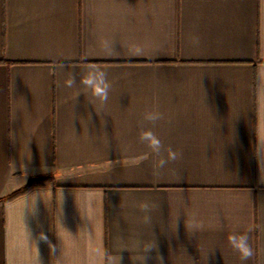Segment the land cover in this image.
<instances>
[{"label":"crops","instance_id":"crops-1","mask_svg":"<svg viewBox=\"0 0 264 264\" xmlns=\"http://www.w3.org/2000/svg\"><path fill=\"white\" fill-rule=\"evenodd\" d=\"M94 68L103 105L79 85ZM151 110L143 127L183 154L159 175ZM159 256L264 264V0H0V264Z\"/></svg>","mask_w":264,"mask_h":264},{"label":"clouds","instance_id":"clouds-1","mask_svg":"<svg viewBox=\"0 0 264 264\" xmlns=\"http://www.w3.org/2000/svg\"><path fill=\"white\" fill-rule=\"evenodd\" d=\"M192 43L194 45L199 44V37H192ZM78 83L75 75H71L66 81L65 85L69 88L74 87ZM79 85L82 89L86 90L87 93L92 97V100L98 101L101 105L106 104L109 99V92L111 89V84L108 80V74L105 70L94 68L87 71L80 79ZM78 96V95H77ZM92 100H89L92 103ZM163 119V113L158 110L146 111L143 115V121L141 123V131L139 133V139L142 143L151 150V153L156 157V161L153 165V174L159 175L160 170L163 169L170 161H175L182 158V153L176 152L171 148L164 149V145L160 138L151 130V128H144V122L155 125L159 120ZM166 151L167 155H164ZM147 156L141 155L136 158V163L143 162ZM142 208L147 211L149 205L147 203L142 205ZM178 216V215H177ZM146 222L150 221V217H145ZM185 227L187 230L193 233L204 228L203 221L197 219L196 215L193 216L185 222ZM248 231H251L249 228ZM46 239V237H45ZM228 244L233 250H235L241 261L247 262L255 255V251L250 244L248 232H241L234 229L227 236ZM152 248L149 246L145 248V253ZM145 257L143 258L144 264ZM159 264H163V258L158 257Z\"/></svg>","mask_w":264,"mask_h":264},{"label":"trees","instance_id":"trees-1","mask_svg":"<svg viewBox=\"0 0 264 264\" xmlns=\"http://www.w3.org/2000/svg\"><path fill=\"white\" fill-rule=\"evenodd\" d=\"M28 189H29V188H26V189L23 190V191H20V192H17V193H14V194L10 195V196L7 198V200H11V199H13V198H15V197H17V196H19V195L25 193Z\"/></svg>","mask_w":264,"mask_h":264}]
</instances>
